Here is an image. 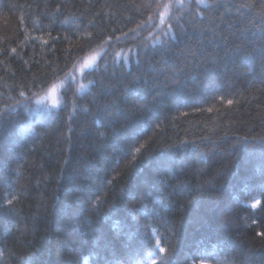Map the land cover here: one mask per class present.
Segmentation results:
<instances>
[{"label":"trees","instance_id":"1","mask_svg":"<svg viewBox=\"0 0 264 264\" xmlns=\"http://www.w3.org/2000/svg\"><path fill=\"white\" fill-rule=\"evenodd\" d=\"M261 16L0 0V264H264Z\"/></svg>","mask_w":264,"mask_h":264},{"label":"rangeland","instance_id":"2","mask_svg":"<svg viewBox=\"0 0 264 264\" xmlns=\"http://www.w3.org/2000/svg\"><path fill=\"white\" fill-rule=\"evenodd\" d=\"M100 53H101V50H97L85 56L83 59H81L74 65V67L70 70L69 75L71 76L79 75L86 68L92 67L95 64ZM61 83H62V80L56 81L49 88H47L44 92L37 95L35 97V101L48 102V103L54 104L53 101L55 100V103H58L59 102V88H60Z\"/></svg>","mask_w":264,"mask_h":264},{"label":"snow or ice","instance_id":"3","mask_svg":"<svg viewBox=\"0 0 264 264\" xmlns=\"http://www.w3.org/2000/svg\"><path fill=\"white\" fill-rule=\"evenodd\" d=\"M241 7H247V5H241ZM249 25H251L252 27H257V25L252 21V20H249L248 22H247ZM260 27H259V29L258 30H260V31H264V16H261V18H260ZM238 30H241V29H238ZM243 31H247V29L245 28V29H243ZM245 45H244V42L242 41L239 45H236L235 47L237 48V49H239V48H242V47H244ZM20 95L21 96H23L24 95V93L23 92H21L20 93ZM29 100H30V97L28 98ZM53 103L55 104V100L53 101ZM232 103V101H229V104H231ZM5 114H7V113H5ZM257 139H259L262 143H264V137H252V138H246V140L248 141V142H250V143H254ZM257 204L259 203V201H257L256 202ZM8 204H11V201H8ZM253 207H255V205H253ZM161 251H163V249H161ZM0 258H4V259H6L7 258V253H6V250H0ZM200 264H204V261L203 260H201L200 261Z\"/></svg>","mask_w":264,"mask_h":264}]
</instances>
